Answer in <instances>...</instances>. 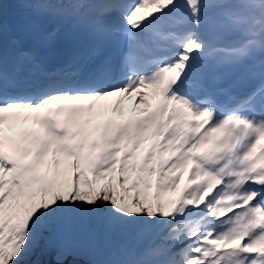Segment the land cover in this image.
I'll list each match as a JSON object with an SVG mask.
<instances>
[{
	"label": "snow or ice",
	"instance_id": "obj_1",
	"mask_svg": "<svg viewBox=\"0 0 264 264\" xmlns=\"http://www.w3.org/2000/svg\"><path fill=\"white\" fill-rule=\"evenodd\" d=\"M19 2L0 0V264L130 234L148 242L106 264H264V0ZM51 19L93 40L56 70L26 46Z\"/></svg>",
	"mask_w": 264,
	"mask_h": 264
},
{
	"label": "trees",
	"instance_id": "obj_2",
	"mask_svg": "<svg viewBox=\"0 0 264 264\" xmlns=\"http://www.w3.org/2000/svg\"><path fill=\"white\" fill-rule=\"evenodd\" d=\"M120 237L109 239L105 237L93 238L88 241L86 236L81 237V256L78 264H106L113 260H132V250L138 248L139 243L132 244L127 250L121 251L115 247V242ZM33 261L44 259V257L34 256Z\"/></svg>",
	"mask_w": 264,
	"mask_h": 264
},
{
	"label": "rangeland",
	"instance_id": "obj_3",
	"mask_svg": "<svg viewBox=\"0 0 264 264\" xmlns=\"http://www.w3.org/2000/svg\"><path fill=\"white\" fill-rule=\"evenodd\" d=\"M127 110H130V109H127ZM182 182H181V187H182ZM166 195H167V197H172V196L176 195V193L170 192ZM86 238L88 241H90L92 239L91 236H86ZM135 241H138L139 246L140 245L144 246V244H146L148 242L147 239L141 241V239L138 236H136L135 234H130V235L122 236L119 239H117V241L115 242V247L117 249L119 247L120 250L124 251V250H127L132 244L134 245ZM157 242H159V241H157ZM139 246H138V248L132 250V255H134L135 258H136V253L138 252V250L143 247V246L142 247L141 246L139 247ZM177 247L179 248L180 246L178 245ZM135 258H133V259H135Z\"/></svg>",
	"mask_w": 264,
	"mask_h": 264
},
{
	"label": "bare ground",
	"instance_id": "obj_4",
	"mask_svg": "<svg viewBox=\"0 0 264 264\" xmlns=\"http://www.w3.org/2000/svg\"><path fill=\"white\" fill-rule=\"evenodd\" d=\"M135 99H136V96L134 95L132 100L126 102V104H125L126 110L131 109L134 106Z\"/></svg>",
	"mask_w": 264,
	"mask_h": 264
}]
</instances>
